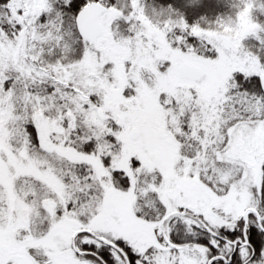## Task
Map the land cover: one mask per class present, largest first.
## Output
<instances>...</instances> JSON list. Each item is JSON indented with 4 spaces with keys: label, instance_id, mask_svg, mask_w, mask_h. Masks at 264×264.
Masks as SVG:
<instances>
[{
    "label": "snow or ice",
    "instance_id": "snow-or-ice-1",
    "mask_svg": "<svg viewBox=\"0 0 264 264\" xmlns=\"http://www.w3.org/2000/svg\"><path fill=\"white\" fill-rule=\"evenodd\" d=\"M0 264H264V0H0Z\"/></svg>",
    "mask_w": 264,
    "mask_h": 264
}]
</instances>
